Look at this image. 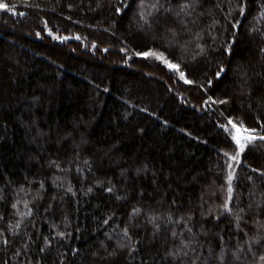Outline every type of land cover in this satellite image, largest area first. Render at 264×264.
Returning a JSON list of instances; mask_svg holds the SVG:
<instances>
[{
  "label": "trees",
  "instance_id": "obj_1",
  "mask_svg": "<svg viewBox=\"0 0 264 264\" xmlns=\"http://www.w3.org/2000/svg\"><path fill=\"white\" fill-rule=\"evenodd\" d=\"M0 3V264H264V0Z\"/></svg>",
  "mask_w": 264,
  "mask_h": 264
},
{
  "label": "snow or ice",
  "instance_id": "obj_2",
  "mask_svg": "<svg viewBox=\"0 0 264 264\" xmlns=\"http://www.w3.org/2000/svg\"><path fill=\"white\" fill-rule=\"evenodd\" d=\"M14 7V6H13ZM0 9H6L8 11H13L12 8H9V6L5 3H0ZM119 11V9L117 10ZM22 15V13H21ZM57 39H59V37H56ZM77 39H79V37H76ZM64 39H68V37H64ZM137 55H141L139 53H137ZM145 57L147 56H153L154 58H156L157 60H160L162 63H164L170 70L175 71L177 73H179V78L181 80H184L185 83H189L191 84L192 81L191 80H187L185 77L184 72H182L180 70V66L178 64H174L171 61H168L163 54H157L155 52H148V53H144L143 54ZM223 71V70H221ZM219 75V73H218ZM220 103H225V101H219ZM228 125L231 126L230 129V134H231V138L234 141V143L237 145L238 147V151L236 153V155L231 156L230 159L232 161H236L240 154H242L246 147L249 144H252L255 140L259 139L261 141H264V135H258L257 134V130L256 129H249L246 126H244L243 122H239L236 123L233 120L229 119L228 120ZM227 130V126H224ZM229 167H231V165H229ZM233 176L234 174L232 172H229L228 175V194H229V199L231 198V194H232V180H233ZM225 207L227 208V204L225 205Z\"/></svg>",
  "mask_w": 264,
  "mask_h": 264
},
{
  "label": "rangeland",
  "instance_id": "obj_3",
  "mask_svg": "<svg viewBox=\"0 0 264 264\" xmlns=\"http://www.w3.org/2000/svg\"><path fill=\"white\" fill-rule=\"evenodd\" d=\"M239 159H237V161H238Z\"/></svg>",
  "mask_w": 264,
  "mask_h": 264
}]
</instances>
